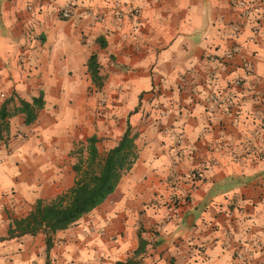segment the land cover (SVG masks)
<instances>
[{
  "label": "crops",
  "instance_id": "0c3cea01",
  "mask_svg": "<svg viewBox=\"0 0 264 264\" xmlns=\"http://www.w3.org/2000/svg\"><path fill=\"white\" fill-rule=\"evenodd\" d=\"M237 1L0 0V106L44 103L0 131V264H118L139 233L141 264H264V2L246 18ZM127 123L137 159L99 206L48 251L42 233L7 236L73 185L89 137L104 155Z\"/></svg>",
  "mask_w": 264,
  "mask_h": 264
},
{
  "label": "trees",
  "instance_id": "16d2710c",
  "mask_svg": "<svg viewBox=\"0 0 264 264\" xmlns=\"http://www.w3.org/2000/svg\"><path fill=\"white\" fill-rule=\"evenodd\" d=\"M263 3V0L259 1ZM102 46V45H101ZM87 69L93 83L100 80L99 65L96 55H90ZM12 98L6 99L0 106V131L7 128L6 118L15 114H23L26 124L35 121L38 112L43 108L41 96L34 97L31 102L20 100L17 107L8 110ZM136 134L127 123L117 144L104 155H100L95 143L97 137L87 139L86 154H80L72 169L76 174L73 185L65 192L44 201L38 199L32 210L24 217L13 219L7 230L8 237L21 235L45 236L46 251L53 245V235L65 230L82 216L99 206L112 193L123 174L129 171L137 159ZM146 240L138 234V246L118 264H141V253L144 252Z\"/></svg>",
  "mask_w": 264,
  "mask_h": 264
},
{
  "label": "built area",
  "instance_id": "2783aa9c",
  "mask_svg": "<svg viewBox=\"0 0 264 264\" xmlns=\"http://www.w3.org/2000/svg\"><path fill=\"white\" fill-rule=\"evenodd\" d=\"M260 1V0H239L236 2V8L240 10V13L242 16L248 18L252 15V12L254 10V2ZM264 2V0H263ZM113 7L115 10V15H117L118 18L121 17L122 8L123 5L120 1H114ZM60 14L63 18L67 19L71 16V9L70 6H66L63 9H61ZM85 15L94 21L101 22L103 20V16L98 13L97 11H94L91 8H87L85 10ZM238 32V26H234L232 28V36H236ZM236 84L240 83L239 81L235 82ZM220 97V96H219ZM218 96L211 97V103L214 104H223L226 101L230 100V96H225L223 99L219 98ZM105 98H102L98 103V111L97 113L102 114L105 111ZM213 109V107L211 108ZM259 131H264V114L259 116V125L254 132V135H257ZM238 258H242L241 255H238ZM65 264H79L78 262H72V263H65Z\"/></svg>",
  "mask_w": 264,
  "mask_h": 264
},
{
  "label": "rangeland",
  "instance_id": "374dc122",
  "mask_svg": "<svg viewBox=\"0 0 264 264\" xmlns=\"http://www.w3.org/2000/svg\"><path fill=\"white\" fill-rule=\"evenodd\" d=\"M99 102V101H98Z\"/></svg>",
  "mask_w": 264,
  "mask_h": 264
}]
</instances>
